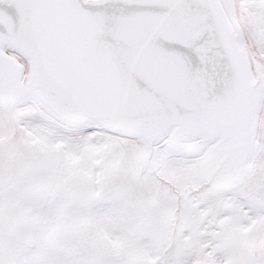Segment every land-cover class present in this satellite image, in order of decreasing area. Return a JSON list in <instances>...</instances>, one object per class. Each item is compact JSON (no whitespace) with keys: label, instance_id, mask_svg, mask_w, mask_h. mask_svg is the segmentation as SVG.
Listing matches in <instances>:
<instances>
[{"label":"snow or ice","instance_id":"obj_1","mask_svg":"<svg viewBox=\"0 0 264 264\" xmlns=\"http://www.w3.org/2000/svg\"><path fill=\"white\" fill-rule=\"evenodd\" d=\"M0 264H264V0H0Z\"/></svg>","mask_w":264,"mask_h":264}]
</instances>
